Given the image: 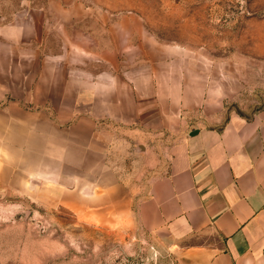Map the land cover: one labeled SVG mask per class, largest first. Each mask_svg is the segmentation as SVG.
Segmentation results:
<instances>
[{
  "label": "rangeland",
  "instance_id": "1",
  "mask_svg": "<svg viewBox=\"0 0 264 264\" xmlns=\"http://www.w3.org/2000/svg\"><path fill=\"white\" fill-rule=\"evenodd\" d=\"M30 1L46 9L42 62L61 58L57 63L75 68L79 78L93 70L132 86L152 68L159 89L181 80L179 104L164 94L156 110L143 108V119L135 117L133 93L122 103L125 118L107 116L114 113L113 102L108 108L95 106L101 109L93 119L96 140L108 144L96 142L95 152L109 155L111 170L121 179L123 170L137 175L153 161L138 147L157 143L152 119L176 127L166 116H182L189 106L201 113L222 104L224 119L232 112L250 117L264 110V0ZM18 2L0 0L3 34L10 14L20 9ZM4 35L0 48L8 50L12 44ZM60 50V56L51 54ZM114 95L116 102L122 97L119 90ZM77 106L76 113H91L87 104ZM165 137L157 147L161 155ZM85 148L81 143L76 147L75 166H69L70 159L64 165L61 156L57 159L58 168L78 175L48 174L31 183L0 184V264H177L162 233L120 223L116 210H86ZM72 201L84 210L74 209Z\"/></svg>",
  "mask_w": 264,
  "mask_h": 264
},
{
  "label": "crops",
  "instance_id": "2",
  "mask_svg": "<svg viewBox=\"0 0 264 264\" xmlns=\"http://www.w3.org/2000/svg\"><path fill=\"white\" fill-rule=\"evenodd\" d=\"M18 6L5 35L0 31L12 44L0 48V88L6 87L0 90V184L78 175L61 166L65 159L71 167L78 164L74 151L81 143L86 147V210H116L120 223L162 233L177 264H264V110L250 117L232 112L224 119L222 104L201 113L189 106L182 116H166L176 127L152 119L157 143L143 146L153 161L137 175L123 170L121 179L111 170L109 155L95 152L96 142L108 144L96 140L94 115L113 102L114 113L107 116L125 118L127 93H133L136 118L143 119V108L156 110L164 94L178 105L181 80L159 89L152 68L132 86L93 70L79 78L75 68L57 63L61 58L44 63L39 56L46 9L30 0H19ZM51 54L60 56L62 50ZM115 90L122 93L118 102ZM79 103L91 113H76ZM164 134L161 155L157 147ZM72 207L84 210L74 201Z\"/></svg>",
  "mask_w": 264,
  "mask_h": 264
},
{
  "label": "water",
  "instance_id": "3",
  "mask_svg": "<svg viewBox=\"0 0 264 264\" xmlns=\"http://www.w3.org/2000/svg\"><path fill=\"white\" fill-rule=\"evenodd\" d=\"M140 150L144 151V146L142 144H138Z\"/></svg>",
  "mask_w": 264,
  "mask_h": 264
}]
</instances>
